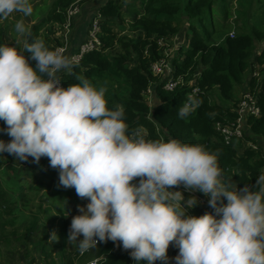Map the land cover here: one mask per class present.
<instances>
[{"label": "clouds", "instance_id": "9594fccd", "mask_svg": "<svg viewBox=\"0 0 264 264\" xmlns=\"http://www.w3.org/2000/svg\"><path fill=\"white\" fill-rule=\"evenodd\" d=\"M14 12L22 14L14 31L26 36L23 17L33 12L31 0H0V19ZM70 68L62 50L42 39L0 43V131L10 137L0 139V153L36 163L47 157L59 185L87 199L71 218L67 237L80 254L111 240L130 250L134 264H168L171 242L178 248L175 264H264V172L252 188L238 189L223 179L218 150L127 133L123 106L107 107L105 85L81 76L79 83L59 84L58 72ZM200 104L188 95L178 116ZM178 185L203 193L208 205L195 196L186 199L173 190ZM198 203L212 211L192 215L189 209ZM57 239L52 231L49 240Z\"/></svg>", "mask_w": 264, "mask_h": 264}, {"label": "trees", "instance_id": "16d2710c", "mask_svg": "<svg viewBox=\"0 0 264 264\" xmlns=\"http://www.w3.org/2000/svg\"><path fill=\"white\" fill-rule=\"evenodd\" d=\"M86 1L52 0L45 6L36 5L37 14L33 15L38 16L39 13L41 16L26 35L27 41L31 43L42 39L50 49H56L62 41L56 34L57 29L66 22L69 7L79 2L80 6L84 5L83 14H86ZM241 2L247 6L242 9L243 31L234 36L226 35L220 43H216L215 38L226 33L231 26L225 23L226 18L232 17L229 11L232 3L228 0H141L140 6L135 0H99L96 4L92 3L96 10L87 18V30L95 16L101 14L99 38L102 44L100 48L86 53L79 63L70 62V70H62L60 78L63 86L79 83L77 76L87 78L93 85H105L107 107L123 106L127 133L143 129L145 139L166 141L177 138L182 142L203 144L210 151L218 150L223 179H231L238 189L245 185L252 188L256 177L264 172V0ZM132 12L133 15H129ZM125 13L132 16L128 30L115 31L113 27L124 19ZM45 25L48 27L41 32ZM2 28L0 22V43H4L5 36ZM184 28L189 45L179 47L173 62L175 75L183 76L185 83L168 90L164 88L165 78L154 75L150 69L151 64L163 56L157 39L183 33ZM86 38L77 42L80 44ZM79 44L69 45L68 51H76ZM23 55L34 67L31 54L24 51ZM192 79L193 85L201 88L196 95L201 104L181 118L178 109L187 98L191 89L189 80ZM149 87L153 89L151 100L145 94ZM246 90L258 94L261 114L246 117L244 137L227 144L216 131V122L227 123L237 116L238 104ZM4 127L3 121H0V129ZM9 138L6 132L0 131V139L7 142ZM10 155L0 153V224L13 223L18 214L17 206L26 203L23 172L15 164L3 167L4 158ZM36 164L44 177L58 172L49 166L47 157H41ZM51 193L57 202H62L65 194L75 191L58 185ZM50 208L49 205V209L44 211L39 207L24 231H34L42 213L48 215ZM4 214L11 217L3 219ZM51 217L54 223L57 217ZM58 229L61 237L67 232L64 225ZM23 237L17 232L18 240ZM9 240L7 235L2 237V241ZM92 251L94 257H103L102 264H133L130 250L123 249L119 241L99 242ZM42 252L44 264H62L44 245Z\"/></svg>", "mask_w": 264, "mask_h": 264}, {"label": "rangeland", "instance_id": "374dc122", "mask_svg": "<svg viewBox=\"0 0 264 264\" xmlns=\"http://www.w3.org/2000/svg\"><path fill=\"white\" fill-rule=\"evenodd\" d=\"M51 1L52 0H31L33 12L30 16L23 17L25 25L26 27H28L29 30L31 29L34 23L39 21V18L41 16L39 15V13L38 16L33 15L37 14L36 8L38 10V7L36 5L45 6ZM89 1L92 0H87L85 4V9H87L88 13L83 14L84 5L82 6L81 4L80 12L76 15L75 20L72 21L70 29L64 27H60L59 29L56 28V34L62 38L61 44H65V40L63 38L64 35L68 36V43L70 47L72 46V44H78L76 39L79 38H77L75 35L76 28L79 31H82L86 26L87 18L90 17V14L93 13V11L96 10L93 5L91 7L92 3H89ZM135 2L137 6H140L141 0H135ZM253 2L255 3V0H253ZM228 3H232L229 6V11L232 12V17L229 19L226 18L225 23L226 25L230 23L231 26H228V28L226 29V33H223L222 35L219 34L215 38L214 41L216 43H220L226 35L234 36L239 31H243V25L241 23L243 16L242 9L246 8L247 6L243 4L241 0H228ZM129 15H133V12ZM129 15L125 13L124 19H122L119 23H116L115 27H113L115 31H117V29L119 31H122L121 29L128 30V25L132 20V16ZM220 15L219 17H221ZM21 18V13L14 12L10 14L7 18L0 19V22L3 27L2 30L5 34V44H12L17 39H20L21 42H23L26 39V36L18 37L14 31V24L18 19ZM47 27L48 26L45 25L41 32H43ZM182 32L183 33L178 32L177 35L167 38L168 48H172V51H169L168 49L161 50L158 46V49L166 54V60L169 63L171 62L172 56L178 55L177 47H180L181 45L185 46L188 42V38L184 41V37H186V28H184ZM1 33L2 31H0V35ZM179 38L181 40V43L179 42ZM68 55L69 53L66 54V57L69 58ZM255 74L258 75L259 72H255ZM8 157H11L12 159H8ZM13 164L19 166L20 171L23 172L25 181L24 191L26 195V203L25 205L21 204V206H17V212H19V215L16 214L17 217L13 223L0 224V264H44L45 258L42 254L43 245L46 247V250L52 252L53 257L56 256L58 261L62 264L64 262L66 264H70L71 261L73 262V264H85L88 260L95 258L92 251L93 248H90L84 254H80L76 246V242H69L67 239L70 230L71 218L73 217L72 215L77 213L76 209L78 208V206H80L83 198L78 197L77 194H75L76 192L71 193L70 195L67 193L64 195L62 202H57L53 198L51 192L58 187L56 186L57 181H59V179L56 178V174H58V172L51 173L50 176L44 177L43 171L36 164V162H33L31 157L24 161L16 159L14 155L6 156L4 158L3 167L8 168L11 167V165ZM133 182H135V180ZM187 198L188 197H186V199ZM58 203L62 207H60ZM49 205L52 207L48 211L49 214L44 215L42 213L37 228L32 232H28L27 230L24 231L30 219H32L35 213L39 210V207H41L45 211V209H49ZM197 208L200 211H193L192 208L189 209V212L192 215L198 216L203 214L205 211H212V209H208L204 205L197 204ZM50 215L53 217H57L54 223L52 222V217ZM10 217L11 215L4 214L3 219H8ZM61 217L64 218L61 219ZM61 225H64L67 231L66 234L62 237L60 236L58 229ZM21 229L22 232H20ZM52 231H55L58 236V239L55 241L49 240V236ZM17 232L20 235L22 234L24 236L21 240H18L16 238ZM4 235L8 236V239H10L9 242L2 241V237H4ZM80 239H82V236L77 237V240ZM175 250L176 251L172 257L178 254V250L176 249V247ZM159 262L161 261H156V264H158Z\"/></svg>", "mask_w": 264, "mask_h": 264}, {"label": "built area", "instance_id": "2783aa9c", "mask_svg": "<svg viewBox=\"0 0 264 264\" xmlns=\"http://www.w3.org/2000/svg\"><path fill=\"white\" fill-rule=\"evenodd\" d=\"M105 1V0H104ZM107 1V0H106ZM80 3L76 2L68 9V16L66 22L63 24L62 27L64 28H71L72 23V17H75L80 12ZM98 13V12H97ZM101 19L102 15L97 14L95 18L92 20V24L90 28L88 29V36L87 38L81 42L78 46V49L76 51L69 53V61L71 63H79L82 57L95 49L100 48L102 42L99 38V33L101 31ZM65 44H59L56 49H61L63 55L65 56L69 50V43H68V36L64 35ZM158 46L161 50H169L172 51V48H168L167 39L164 37H161L158 39ZM166 52V51H165ZM163 56L159 58L158 60L154 61L151 64V72L154 75L163 76L165 78L164 81V88L168 90H173L176 88L179 84H184L185 79H183V76L175 75V66L173 64V58H171V62L169 63L166 60V54L164 52ZM60 72H58V76L60 77ZM189 83L191 84V89L188 91V95H196L201 91V88L198 85H193L194 80H189ZM59 84L63 86L62 80L60 78ZM153 89L152 87H149L145 94L148 96V98L151 100L152 98ZM257 93L254 91L246 90L243 94V97L241 101L238 104L237 108V116L232 119L230 122L224 123L222 121L216 122V131L222 136V139L225 143L229 144L235 139L243 138L245 134V129L247 127V118L249 115H255L258 116L261 114V106L257 97ZM139 134L144 137L145 131L143 129H137L132 134ZM177 187L178 190H181L184 197L186 196H195L199 201H201L203 204L208 205V197L205 196L203 193H200L198 191H189L183 188L182 185L174 186ZM99 243V241H98ZM178 250V248L176 247ZM175 257V256H174ZM173 258V257H172ZM103 257H95L90 260H88L85 264H102ZM168 264H175L174 259H170Z\"/></svg>", "mask_w": 264, "mask_h": 264}, {"label": "crops", "instance_id": "0c3cea01", "mask_svg": "<svg viewBox=\"0 0 264 264\" xmlns=\"http://www.w3.org/2000/svg\"><path fill=\"white\" fill-rule=\"evenodd\" d=\"M99 0H92V1H89V2H91V3H94V4H96L97 2H98ZM91 7H92V4H91ZM90 17H91V14H90ZM87 20H86V26H85V28L82 30V31H79L77 28H76V30H75V35H76V37L77 38H79V39H76V41H81L82 39H84V38H86L87 37ZM79 41V42H80ZM79 44V43H78ZM72 51V50H71ZM68 53H70V51H68ZM67 53V54H68ZM69 56V55H68ZM68 58V57H67ZM69 59V58H68ZM67 71L66 69H61V72L60 73H62L63 71ZM57 175L58 174H56V178H58L57 177ZM138 179L139 178H135V182H137L138 181ZM59 185V181H57V185L56 186H58ZM72 189H74V188H72ZM75 190V189H74ZM173 190H178L177 189V187L175 188L174 186H173ZM181 191V190H180ZM87 199H84L83 198V200H82V202H81V204H80V206H86V204H87ZM199 205H202V204H200V203H198ZM208 208V207H207ZM208 209H210V208H208ZM194 210H199L198 208H197V205H196V207L195 208H193V211ZM200 211V210H199ZM77 212V213H76ZM76 214H74V215H78L79 214V210H78V208L76 209ZM17 213H19V212H17ZM74 215H72V216H74ZM18 219V218H17ZM78 237H80V236H78ZM175 247L173 246V244L170 242V244H169V248H168V250H167V255H168V257H169V260L170 259H172V256L174 255V253H175ZM178 253V252H177ZM132 258V257H131ZM132 263L134 264V261H133V258H132ZM168 263H169V261H168ZM141 264H144V262L143 261H141ZM154 264H156V261L154 262ZM158 264H163V262H159Z\"/></svg>", "mask_w": 264, "mask_h": 264}]
</instances>
